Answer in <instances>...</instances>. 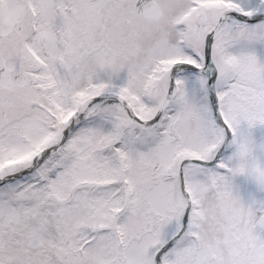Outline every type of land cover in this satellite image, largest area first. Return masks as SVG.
<instances>
[{
	"label": "snow or ice",
	"instance_id": "obj_1",
	"mask_svg": "<svg viewBox=\"0 0 264 264\" xmlns=\"http://www.w3.org/2000/svg\"><path fill=\"white\" fill-rule=\"evenodd\" d=\"M0 264H264V0H0Z\"/></svg>",
	"mask_w": 264,
	"mask_h": 264
}]
</instances>
